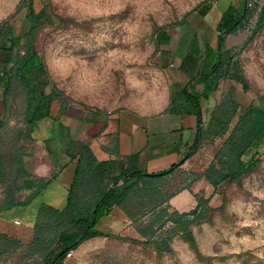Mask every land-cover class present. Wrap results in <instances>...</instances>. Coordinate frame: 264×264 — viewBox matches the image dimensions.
<instances>
[{"label": "rangeland", "instance_id": "rangeland-1", "mask_svg": "<svg viewBox=\"0 0 264 264\" xmlns=\"http://www.w3.org/2000/svg\"><path fill=\"white\" fill-rule=\"evenodd\" d=\"M209 2L47 0L49 13L59 21L36 33L34 51L44 64L45 73L34 81V86L46 94L57 93L60 100L69 104L114 110L139 105L151 94L165 92L164 73L154 67L156 33L199 17ZM41 8L38 2L37 9ZM26 14L23 0H0V29L10 22L14 33L22 36L28 29L23 19ZM254 31L244 34L245 47L237 58L244 72V95L235 97L233 82L226 84L230 91L220 99L221 102L232 97L240 104L233 126L252 103L264 97V26ZM24 47L21 55L25 54ZM0 58L9 60L1 51ZM8 100L9 111L4 115L7 126L2 131L6 143L24 128L26 99L21 84H14ZM227 137L214 145H203L191 169L178 170L162 182L164 189L175 195L170 199L171 212L189 213L199 199L207 201L212 209L208 219L190 227L194 244L186 241L178 225L167 223L150 243H145L147 239L136 231L134 236L113 234L121 239L86 241L73 251V264H264V153L258 168L244 176L240 184L223 185L215 191L195 177L204 173ZM187 187L195 204L189 205L187 198L181 197ZM3 197L0 187V199ZM40 205L37 200L16 208L7 215L8 221L0 222V233L24 245L2 256L0 264H42L41 260L26 256V246L33 240V228L28 227L34 224ZM15 217L21 219L22 225L15 224ZM128 237L141 243L127 240ZM162 241L168 243V250L159 248Z\"/></svg>", "mask_w": 264, "mask_h": 264}, {"label": "trees", "instance_id": "trees-1", "mask_svg": "<svg viewBox=\"0 0 264 264\" xmlns=\"http://www.w3.org/2000/svg\"><path fill=\"white\" fill-rule=\"evenodd\" d=\"M38 2L42 4L40 10L37 9ZM23 5L27 10L23 18L28 25L27 31L22 36L16 35L10 22H5L0 29V51L9 59L0 58V88L3 89V108L6 113L10 106L8 96L13 92L14 84H21L26 99L23 126L27 128L49 119L52 103L59 99L57 93L46 94L34 86V81L45 73V66L34 51L36 33L55 26L59 18L49 13L47 0H23ZM207 10L206 6L203 7L200 16L205 15ZM260 15L254 33L264 26V12ZM249 16L247 9L242 16H237L235 11L226 14L217 26L221 42L225 36L235 35L243 30ZM21 47L25 48L24 55H21ZM235 56L232 52L223 53V60H220L209 75L215 76L216 82L227 78L233 80L245 91L244 72ZM214 90L209 87L207 91L210 93ZM186 98L187 105L195 109L188 113L195 114L199 120L198 137L188 158L202 147L203 142L208 141V144L214 145L218 139L228 135L213 162L202 175H196V179L205 180L215 191L223 185L240 184L244 176L258 168L264 153V97L257 103H252L234 126L240 104L232 97L222 100L214 108L206 126L199 98L192 95H186ZM6 126L7 121L1 120L0 132ZM24 128L7 143L2 138V133L0 134V187L4 195L0 199V215L32 204L56 178L36 180L26 173L22 166L25 148L20 145L25 136ZM76 158L77 168L68 190L67 206L63 210H57L43 203L38 210L33 240L26 246V256L29 259L37 258L42 264H51L58 254L65 251L56 262L61 264L70 251L77 250L90 239H121L120 236L97 229L100 221L109 216L115 207L125 212L137 234L147 239L145 243H150L157 231L167 223H173L181 228L186 241L194 244L190 227L208 219L212 212L208 202L202 199L198 200L196 208L189 213L171 212L170 199L175 195L169 194L162 182L174 174L180 165L155 174L131 169L123 176L114 177L112 163L99 162L88 145L81 146ZM25 190L33 192L24 202H18V195ZM186 190L190 188L187 187ZM189 216H193V219H186ZM127 240L141 243L140 240L129 237ZM23 246L20 241L0 233V259ZM159 248L168 250L169 245L162 241Z\"/></svg>", "mask_w": 264, "mask_h": 264}, {"label": "crops", "instance_id": "crops-1", "mask_svg": "<svg viewBox=\"0 0 264 264\" xmlns=\"http://www.w3.org/2000/svg\"><path fill=\"white\" fill-rule=\"evenodd\" d=\"M206 8L205 15L191 18L175 28L162 29L155 35L157 54L154 67L164 73V93L151 94L139 105L117 110L69 104L56 99L49 119L24 128L25 136L20 145L25 148L22 166L26 173L36 180L48 181L56 177L32 203L40 200L41 205L45 203L57 210L67 206L68 190L77 168L76 156L82 145H88L99 162L112 163L114 177L123 176L131 169L155 174L175 165H180L178 170L193 167L200 149L188 157L198 137L199 120L195 114L188 113L195 109L187 105L186 95L199 98L205 126L223 93L230 91L227 83L234 82L232 89L237 99L244 95L237 82L228 78L216 82L215 76L209 74L223 60V53L232 52L237 60L245 47V28L235 35L225 36L221 42L217 26L231 11L237 16L245 14L246 0H210ZM209 87L215 90L208 93ZM3 107V92L0 91V121L5 115ZM205 144L208 141L202 146ZM32 192L23 191L17 201L24 202ZM181 197L187 198L189 205L195 204L187 190L181 193ZM12 212L1 214L0 222L8 221L7 215ZM35 222L28 227L30 230ZM131 223L125 212L115 207L100 221L97 229L134 236ZM94 239L97 238L88 241ZM73 262L72 257L61 264Z\"/></svg>", "mask_w": 264, "mask_h": 264}, {"label": "built area", "instance_id": "built-area-1", "mask_svg": "<svg viewBox=\"0 0 264 264\" xmlns=\"http://www.w3.org/2000/svg\"><path fill=\"white\" fill-rule=\"evenodd\" d=\"M246 9L249 11L250 16L248 18V23L245 26V33L255 30L261 16L260 14L264 12V0H246ZM15 224L20 226L22 225V222L17 220L15 221ZM72 257L73 251H70L66 255V259H71Z\"/></svg>", "mask_w": 264, "mask_h": 264}, {"label": "water", "instance_id": "water-1", "mask_svg": "<svg viewBox=\"0 0 264 264\" xmlns=\"http://www.w3.org/2000/svg\"><path fill=\"white\" fill-rule=\"evenodd\" d=\"M64 253H65V251H62L60 254H58V257L55 258L51 264H56V262L58 261V259H59L60 257H62V256L64 255Z\"/></svg>", "mask_w": 264, "mask_h": 264}]
</instances>
